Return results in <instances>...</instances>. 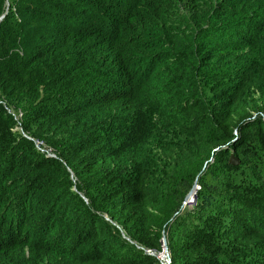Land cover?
Segmentation results:
<instances>
[{
    "label": "trees",
    "instance_id": "trees-1",
    "mask_svg": "<svg viewBox=\"0 0 264 264\" xmlns=\"http://www.w3.org/2000/svg\"><path fill=\"white\" fill-rule=\"evenodd\" d=\"M4 12L0 264H264V0Z\"/></svg>",
    "mask_w": 264,
    "mask_h": 264
},
{
    "label": "rangeland",
    "instance_id": "rangeland-1",
    "mask_svg": "<svg viewBox=\"0 0 264 264\" xmlns=\"http://www.w3.org/2000/svg\"><path fill=\"white\" fill-rule=\"evenodd\" d=\"M8 111V110H7ZM17 131H20V129L18 128V127H16L15 126V128L13 129V132L15 133V135L17 134ZM35 149H40L39 147H38V145H35ZM42 149V148H41ZM43 151H39V150H36V151H38V152H42V154L43 153H46V154H50V152H49V150L48 149H42ZM41 171H42V173L45 175V176H48L49 178H57L58 177V175H59V173L57 172V168L53 165V164H47V167L46 168H44V167H42L41 168ZM198 186L197 185H195L194 186V190H196V188H197ZM182 206V205H181ZM52 234V233H51ZM128 241V240H127ZM129 242V241H128ZM164 242L166 243V241H165V239H164ZM148 254L149 255H152V256H154V258L156 259V261H157V263L158 264H166L165 262H164V260H166L165 258V255H164V253L162 252V244H161V247H160V251H158V252H154V251H148ZM25 256V255H24ZM47 260V259H46ZM50 260V259H49Z\"/></svg>",
    "mask_w": 264,
    "mask_h": 264
},
{
    "label": "water",
    "instance_id": "water-1",
    "mask_svg": "<svg viewBox=\"0 0 264 264\" xmlns=\"http://www.w3.org/2000/svg\"><path fill=\"white\" fill-rule=\"evenodd\" d=\"M5 12L3 13V15L0 16V20L2 19V17L4 16ZM52 157V156H51ZM227 163L230 165V166H236L238 163H237V159L234 158L232 155L229 156L228 160H227ZM195 185V181L193 182V185ZM194 188V187H192ZM189 194V193H188ZM187 196V195H186ZM131 243V242H130ZM161 244H162V252L164 253L165 257H166V260H165V263L168 264L169 263V257H168V254H167V247H166V243L164 242V238L162 237L161 238Z\"/></svg>",
    "mask_w": 264,
    "mask_h": 264
},
{
    "label": "built area",
    "instance_id": "built-area-1",
    "mask_svg": "<svg viewBox=\"0 0 264 264\" xmlns=\"http://www.w3.org/2000/svg\"><path fill=\"white\" fill-rule=\"evenodd\" d=\"M39 151H42L38 149ZM196 190H191L189 194L184 198L182 201L181 209H192L195 206L196 197H195Z\"/></svg>",
    "mask_w": 264,
    "mask_h": 264
},
{
    "label": "clouds",
    "instance_id": "clouds-1",
    "mask_svg": "<svg viewBox=\"0 0 264 264\" xmlns=\"http://www.w3.org/2000/svg\"><path fill=\"white\" fill-rule=\"evenodd\" d=\"M14 128H15V127H14ZM37 150H38V149H37ZM40 150H42V149L40 148ZM42 151H43V150H42ZM41 153H42V152H41ZM46 156L51 157L52 154H46ZM52 158H53V156H52ZM195 185H196V184H195ZM195 185H194V186H195ZM194 186H192V187H194ZM193 189H194V188H191V189L189 190V192H190L191 190H193ZM197 189H198V187L196 188V190H197ZM189 192H188V193H189ZM188 193H187V194H188ZM187 194H186V195H187ZM185 197H186V196H185ZM185 197H184V198H185ZM183 200H184V199H183ZM181 205H182V203H181ZM167 254H168V252H167ZM168 257H169V254H168ZM165 259H166V258H165ZM164 262H165V260H164Z\"/></svg>",
    "mask_w": 264,
    "mask_h": 264
}]
</instances>
